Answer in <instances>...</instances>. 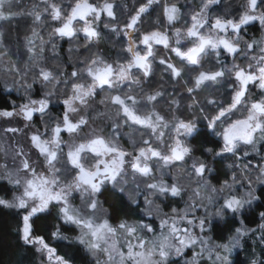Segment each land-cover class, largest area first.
I'll return each mask as SVG.
<instances>
[{
  "label": "clouds",
  "instance_id": "1",
  "mask_svg": "<svg viewBox=\"0 0 264 264\" xmlns=\"http://www.w3.org/2000/svg\"><path fill=\"white\" fill-rule=\"evenodd\" d=\"M0 237V264H264V0H0Z\"/></svg>",
  "mask_w": 264,
  "mask_h": 264
},
{
  "label": "trees",
  "instance_id": "2",
  "mask_svg": "<svg viewBox=\"0 0 264 264\" xmlns=\"http://www.w3.org/2000/svg\"><path fill=\"white\" fill-rule=\"evenodd\" d=\"M5 235L7 234V229L4 230ZM0 241H3V237H0ZM7 248L6 242H0V256H2Z\"/></svg>",
  "mask_w": 264,
  "mask_h": 264
},
{
  "label": "snow or ice",
  "instance_id": "3",
  "mask_svg": "<svg viewBox=\"0 0 264 264\" xmlns=\"http://www.w3.org/2000/svg\"><path fill=\"white\" fill-rule=\"evenodd\" d=\"M25 234H27V232Z\"/></svg>",
  "mask_w": 264,
  "mask_h": 264
}]
</instances>
